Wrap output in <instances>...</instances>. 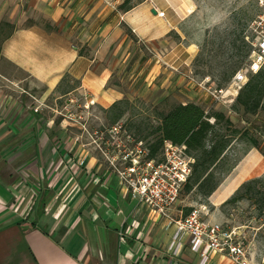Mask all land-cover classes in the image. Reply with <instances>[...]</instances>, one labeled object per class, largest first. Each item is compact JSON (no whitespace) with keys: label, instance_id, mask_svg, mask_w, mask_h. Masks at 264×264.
I'll use <instances>...</instances> for the list:
<instances>
[{"label":"crops","instance_id":"crops-1","mask_svg":"<svg viewBox=\"0 0 264 264\" xmlns=\"http://www.w3.org/2000/svg\"><path fill=\"white\" fill-rule=\"evenodd\" d=\"M190 10L188 15L190 0H144L119 14L99 0H0V264H199L189 246L176 256L169 251L172 209L166 218L131 200L119 179L84 148L82 136L68 128L76 126L33 113L27 100L19 109L1 91L4 79L43 101L68 75L78 82L77 92L106 110L140 92L111 82L125 70L130 78L138 76L145 63L138 44L171 48L142 77L152 89L164 67L174 69V60L195 56L194 42L168 41L176 32L183 42L178 26ZM200 97L205 105L210 100ZM262 174L264 157L253 149L210 205L220 206ZM208 264L235 263L213 254Z\"/></svg>","mask_w":264,"mask_h":264},{"label":"rangeland","instance_id":"rangeland-1","mask_svg":"<svg viewBox=\"0 0 264 264\" xmlns=\"http://www.w3.org/2000/svg\"><path fill=\"white\" fill-rule=\"evenodd\" d=\"M99 1L105 6L113 8L114 12L119 14L123 12L120 7L124 2L125 8H128L144 0ZM258 1L259 0H190L193 5V11L191 14L189 13L190 15H188V12H191V10L186 11L185 15H187V18L178 26L179 33L184 37L183 42L176 32L169 34L168 41L176 45H185L187 40L194 42L197 46L196 54L192 59L184 63L174 60L172 63L174 64L176 62V65L173 66L174 69L170 66L164 67V69H166L165 72L159 74L153 81V83L156 84L154 89L147 87L146 83L142 82V77L149 71L151 67L150 62H154L159 55H166L170 52L171 48L168 45L156 50V48L152 46L138 44L136 53H140V55L145 58V63L137 71V74L139 73L138 76L130 78L129 72L125 70L118 76L119 78L114 76L111 81L117 85L123 84L122 86L127 91L140 90L138 95L127 98L131 102L132 107L129 109L126 117L120 122L124 125L129 117H133L136 120L150 118L151 124L156 125L155 112L165 113L169 111L171 107L180 103H196L202 106L207 113H223L231 121L233 128L238 131V135L232 139L231 147L226 155L228 165H232L237 160H240L236 165L237 167L249 151L253 150L249 143L250 138L257 140L260 147L264 149V136L261 135V127L264 125V111H260L256 115H247L242 111H234L232 107L235 99L230 103H215L212 101L207 91L208 89L218 90L220 83L219 74L221 70L218 66H222L223 63L230 61V54H223V50H218L219 45L225 42L224 46H226L229 40L237 36L244 37V40L245 37L248 36L249 40H251L249 27L251 23L257 20V17L262 14ZM131 39L132 42L135 43L132 37ZM245 42L249 45L246 40ZM208 51H211V57L216 56L209 65L212 69L209 66L206 67ZM197 57H199V59L196 61ZM235 60L236 59H233V61ZM245 63L246 61L238 64L239 69H241ZM178 78L182 80L177 84ZM2 83L1 91L4 100L15 101L19 109H21V105L23 106L22 102L24 103L27 100L29 101V108L33 113H35V111H37L35 114L43 112L47 119L54 122L62 120V117L56 113L62 110H64V113L67 110L71 114L77 116L81 115L82 122L86 125L89 134L81 132L79 125L70 121H67V123L76 127L68 128H71L73 133H79L82 136L80 141L84 148H88L97 157L98 161L103 166L107 167L103 157L95 150L92 138L89 136L94 131H102L111 126L106 114L102 112V108L92 105L89 110H85L83 108L77 109L76 107L69 106L68 100L79 96V92L77 91L63 97L54 94L42 101L36 96L24 91L17 84L10 83L4 79H2ZM187 84H189L188 87H191V89H188L186 86ZM228 84H225L223 89L227 88ZM186 88L189 92H187ZM204 94L210 98L206 105L202 104L203 98L200 97ZM65 107L67 108L66 110ZM129 129L132 131V128ZM130 133L133 134V131ZM4 158L7 163H9L11 162L12 156L7 155L4 156ZM236 167L228 175L223 176L219 187L224 184ZM6 173L17 174L10 169L6 170ZM3 174L5 173L3 172ZM22 180L27 181L28 179L26 176H22ZM209 198L204 199L202 196L198 195L195 190L189 194L182 192L177 204L171 210L172 217L175 220L181 219L184 217L187 209H191L192 211L204 205L208 214L206 219L222 224L225 228H241L244 235L247 258L250 264H264V239L259 237V232L264 229V219L257 220L253 207L247 202H242L235 207L223 208L221 207L222 203L220 206L214 208L210 205ZM3 210L4 208H1L0 212Z\"/></svg>","mask_w":264,"mask_h":264},{"label":"built area","instance_id":"built-area-1","mask_svg":"<svg viewBox=\"0 0 264 264\" xmlns=\"http://www.w3.org/2000/svg\"><path fill=\"white\" fill-rule=\"evenodd\" d=\"M258 5L262 14L249 27L251 40L245 37L251 47L245 65L233 75L227 88L207 90L215 103L233 102L249 77L264 69V0H259ZM158 16L163 17L164 13H158ZM68 104L85 110L93 105L85 92L70 98ZM63 111L56 112L63 121L76 123L81 132L89 134L81 115ZM89 136L95 150L103 157L108 171L119 179L120 186L126 190L130 199L168 218V212L177 204L192 174L194 158L186 147L165 142L161 157L150 159L145 142L135 138L121 122L102 131H94ZM207 216V209L202 205L184 218H168V223L175 227L169 246L172 256H176L183 246H189L198 255L199 264H208L213 254L228 257L235 264H250L241 228H225L222 224L206 219Z\"/></svg>","mask_w":264,"mask_h":264},{"label":"trees","instance_id":"trees-1","mask_svg":"<svg viewBox=\"0 0 264 264\" xmlns=\"http://www.w3.org/2000/svg\"><path fill=\"white\" fill-rule=\"evenodd\" d=\"M134 6L125 8L124 2L120 8L125 13ZM224 43L219 45L218 50H223V54L229 53L230 61L218 66L221 69L218 90L223 89V86L230 82L239 70L238 64L246 61L250 51L249 45L242 36L229 40L226 46ZM210 53L211 51H208L206 67L216 57H211ZM198 59L199 57L196 61ZM233 59L236 60L233 61ZM209 67L212 69L211 66ZM77 84V81L66 75L54 94L63 97L75 93ZM131 107V102L124 97L110 108L101 110L106 114L110 125H114L126 117ZM232 108L234 111H242L247 115H256L264 111V69L249 78L238 92ZM155 118L157 122L153 125L150 118L136 120L129 117L124 127L129 132L133 131L135 138L145 142L150 159L157 160L161 157L165 142L184 145L187 152L193 156L194 165L192 174L181 193L189 194L195 190L204 199L209 198L220 186L223 176L228 175L240 161L237 160L234 164L228 165L226 156L232 139L238 135V131L233 128L231 121L223 113H207L202 106L195 103H180L165 113L155 112ZM129 128H132V131ZM261 135L264 136V125L261 127ZM249 143L252 149L264 157V149L260 147L257 140L250 138ZM242 202H247L253 207L257 220L264 219V174L242 183L221 207H235ZM190 212L191 209H187L184 217ZM259 237L264 239V229L259 232Z\"/></svg>","mask_w":264,"mask_h":264},{"label":"bare ground","instance_id":"bare-ground-1","mask_svg":"<svg viewBox=\"0 0 264 264\" xmlns=\"http://www.w3.org/2000/svg\"><path fill=\"white\" fill-rule=\"evenodd\" d=\"M261 170V169H260ZM255 173V172H254Z\"/></svg>","mask_w":264,"mask_h":264}]
</instances>
